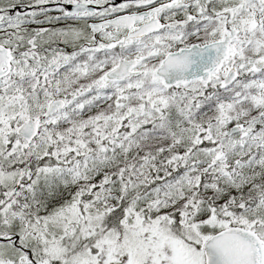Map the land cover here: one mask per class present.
<instances>
[{"label": "snow or ice", "instance_id": "6c2138e0", "mask_svg": "<svg viewBox=\"0 0 264 264\" xmlns=\"http://www.w3.org/2000/svg\"><path fill=\"white\" fill-rule=\"evenodd\" d=\"M0 264H264V0H0Z\"/></svg>", "mask_w": 264, "mask_h": 264}]
</instances>
